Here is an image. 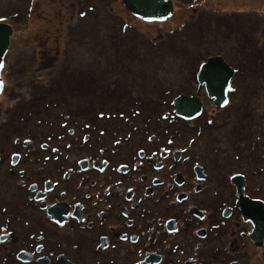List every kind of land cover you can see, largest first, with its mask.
<instances>
[{
	"label": "flooded vegetation",
	"instance_id": "flooded-vegetation-1",
	"mask_svg": "<svg viewBox=\"0 0 264 264\" xmlns=\"http://www.w3.org/2000/svg\"><path fill=\"white\" fill-rule=\"evenodd\" d=\"M208 3L202 5L199 20L218 8ZM192 10L189 19L196 15ZM237 12L245 11L228 13ZM255 24L248 16L234 38L243 47V57L264 61V38H256L264 21ZM206 60L196 66V84H191L200 87L199 92L182 93L201 103V113L193 120L174 115L175 97L171 108L160 109L166 111L160 118L167 121L159 122L148 117L142 121V102L136 99L133 108L86 109V121L79 126L72 121L60 125L56 115L53 130L37 112L36 128L32 131L30 124L25 129L21 144L31 143L39 151H15L5 163L6 176L14 175L20 189L15 201L0 204V234L5 235L0 239V264H37L43 258L46 264H59L61 257L70 264H254L251 257L254 252L264 254V243L252 240L254 223L243 214L237 192L242 184L243 198L261 202L263 212L264 186L258 193L252 190L253 175L263 171H251L249 151L248 159L241 160L243 172H228L222 159L233 162L239 153L223 142L202 139L205 134L208 142L215 137L210 117H223L229 104L228 97L225 106H215L205 85L197 82ZM56 137L71 139L65 147L74 146L78 158L72 164L64 160V147L54 144ZM41 150L47 152L43 157ZM30 166L37 168L30 171ZM234 174L242 179L234 182ZM54 205L60 206L48 213Z\"/></svg>",
	"mask_w": 264,
	"mask_h": 264
},
{
	"label": "rangeland",
	"instance_id": "rangeland-1",
	"mask_svg": "<svg viewBox=\"0 0 264 264\" xmlns=\"http://www.w3.org/2000/svg\"><path fill=\"white\" fill-rule=\"evenodd\" d=\"M171 1L173 14L168 20L146 22L131 14L121 0H0V22L13 29L1 71L0 204L15 201L20 189L14 175L6 176L9 156L15 151H39L31 143L21 144L25 129L30 124L32 131L36 128V112L53 130L56 115L60 125L72 121L79 126L86 121V109L133 108L136 99L142 102V121L145 117L167 121L160 118L166 112L160 109L171 108L177 94L199 92L200 87L189 80L199 62L213 55H221L235 73L223 117L207 115L215 137L209 142L207 134L201 137L206 143L223 142L235 148L239 159H222L230 173L243 172L241 160L248 159L251 151V171H263L253 175L252 190L258 193L259 186H264V61L243 57L239 52L243 47L234 38L248 16L256 20V27L261 26L264 0ZM205 1L218 8L199 20ZM190 8L196 14L191 19ZM230 8L245 12L232 15ZM260 37L264 38V28L256 35ZM150 113L152 117L146 115ZM53 139L56 146L64 147L67 165L76 161L74 146L65 147L71 139ZM45 154L41 150L40 155ZM15 218L19 221V216ZM8 223L12 225V220ZM11 233L16 234L14 226ZM4 236L0 234V239ZM251 258L254 264H264L260 251Z\"/></svg>",
	"mask_w": 264,
	"mask_h": 264
},
{
	"label": "water",
	"instance_id": "water-1",
	"mask_svg": "<svg viewBox=\"0 0 264 264\" xmlns=\"http://www.w3.org/2000/svg\"><path fill=\"white\" fill-rule=\"evenodd\" d=\"M124 7L135 17L146 21H165L171 15L173 11V5L171 0H121ZM13 33V29L9 24L0 22V94L3 90V79L1 71L4 66V57L7 53L10 37ZM234 70L228 66L221 56L210 57L204 63L201 64L197 74L196 80L199 83L205 85L206 94L212 99L213 103L217 107H223L228 103L227 94L231 90V80ZM174 114L185 120H192L197 118L201 113V103L195 96H187L180 94L173 100ZM242 179L241 176H237ZM236 177L232 176V180L236 182ZM242 184L238 187V196L240 207L244 215L249 216L254 223V229L252 231V240L259 244L264 242V211H262V203L259 201H249L243 198ZM60 205H54L47 209L48 213H52L54 208H58ZM247 213L249 215H247ZM252 214V215H250ZM59 219V218H58ZM54 220H57L54 217ZM59 264L67 263L64 257L58 258ZM37 264L44 263V258L39 259Z\"/></svg>",
	"mask_w": 264,
	"mask_h": 264
},
{
	"label": "trees",
	"instance_id": "trees-1",
	"mask_svg": "<svg viewBox=\"0 0 264 264\" xmlns=\"http://www.w3.org/2000/svg\"><path fill=\"white\" fill-rule=\"evenodd\" d=\"M249 37H251V35H249ZM259 42V41H258ZM256 44V43H255ZM182 76V75H181ZM189 82H191V84H196V82H195V79L193 78V79H191V81L189 80ZM32 84H34V83H32ZM164 89V88H163ZM165 90V89H164ZM167 93V92H166ZM178 95V94H177ZM177 95H175V96H177ZM37 113V112H36Z\"/></svg>",
	"mask_w": 264,
	"mask_h": 264
},
{
	"label": "snow or ice",
	"instance_id": "snow-or-ice-1",
	"mask_svg": "<svg viewBox=\"0 0 264 264\" xmlns=\"http://www.w3.org/2000/svg\"><path fill=\"white\" fill-rule=\"evenodd\" d=\"M0 67H2V65H0Z\"/></svg>",
	"mask_w": 264,
	"mask_h": 264
},
{
	"label": "bare ground",
	"instance_id": "bare-ground-1",
	"mask_svg": "<svg viewBox=\"0 0 264 264\" xmlns=\"http://www.w3.org/2000/svg\"><path fill=\"white\" fill-rule=\"evenodd\" d=\"M1 95V94H0Z\"/></svg>",
	"mask_w": 264,
	"mask_h": 264
}]
</instances>
